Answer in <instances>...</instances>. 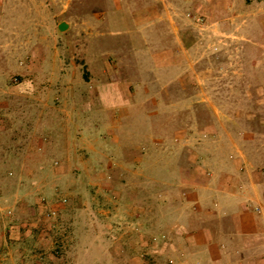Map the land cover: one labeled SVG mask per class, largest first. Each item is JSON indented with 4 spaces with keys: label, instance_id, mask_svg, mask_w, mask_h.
Listing matches in <instances>:
<instances>
[{
    "label": "rangeland",
    "instance_id": "1",
    "mask_svg": "<svg viewBox=\"0 0 264 264\" xmlns=\"http://www.w3.org/2000/svg\"><path fill=\"white\" fill-rule=\"evenodd\" d=\"M5 10L0 264H264V0Z\"/></svg>",
    "mask_w": 264,
    "mask_h": 264
},
{
    "label": "crops",
    "instance_id": "2",
    "mask_svg": "<svg viewBox=\"0 0 264 264\" xmlns=\"http://www.w3.org/2000/svg\"><path fill=\"white\" fill-rule=\"evenodd\" d=\"M9 2H10V0H0V14L1 13L4 14V10L6 9V6L8 5ZM152 10L154 11L155 9L152 8ZM157 11L158 10L156 9L155 12H157ZM0 17H1V15H0ZM157 19H160L159 15L157 16ZM128 89L129 88H125V86L114 85L113 83L102 84V85H100L99 90H98V95H99L98 98L104 100V102H103L104 106L103 107H105V108H108V109L115 108L116 109V108L122 107V109H125L127 106V105H125V103H128V105L133 103V101H131V99H130L131 96L128 92ZM133 105H136V104L133 103ZM201 234H203V233H201ZM204 243H206V239L203 242L198 241L194 244L195 245H204ZM192 245H193V243H192Z\"/></svg>",
    "mask_w": 264,
    "mask_h": 264
},
{
    "label": "water",
    "instance_id": "3",
    "mask_svg": "<svg viewBox=\"0 0 264 264\" xmlns=\"http://www.w3.org/2000/svg\"><path fill=\"white\" fill-rule=\"evenodd\" d=\"M67 27H68V26H67V23H66V22H62V23H60L59 26H58L59 30H64V29L67 28Z\"/></svg>",
    "mask_w": 264,
    "mask_h": 264
}]
</instances>
